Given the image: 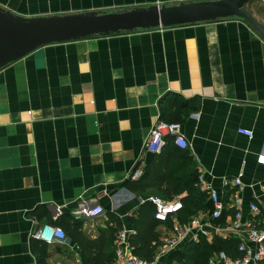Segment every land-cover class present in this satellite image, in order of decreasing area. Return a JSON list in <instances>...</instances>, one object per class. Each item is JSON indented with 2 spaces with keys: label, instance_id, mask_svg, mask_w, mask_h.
Wrapping results in <instances>:
<instances>
[{
  "label": "crops",
  "instance_id": "crops-1",
  "mask_svg": "<svg viewBox=\"0 0 264 264\" xmlns=\"http://www.w3.org/2000/svg\"><path fill=\"white\" fill-rule=\"evenodd\" d=\"M180 1L192 0H0V6L35 16ZM248 7L264 25V0ZM171 94L198 103L181 120L191 170L219 192L222 177L242 171V215H250L251 202L263 210L264 38L246 21L229 17L50 43L0 69V264H38L33 230L63 213L73 216L75 208H103L77 218L95 238L111 224L108 211L129 229L139 203L151 193L165 197L122 183L149 159L145 139L161 117V99ZM168 221L156 227L161 240L172 234ZM43 244L45 264H81L68 233ZM176 249L155 264H181L169 257Z\"/></svg>",
  "mask_w": 264,
  "mask_h": 264
},
{
  "label": "trees",
  "instance_id": "trees-1",
  "mask_svg": "<svg viewBox=\"0 0 264 264\" xmlns=\"http://www.w3.org/2000/svg\"><path fill=\"white\" fill-rule=\"evenodd\" d=\"M178 98L180 99L179 95L171 94L166 102L164 98L161 99L162 119L181 122L192 109L198 107L195 100L182 98L179 100ZM149 156L142 166L141 174L133 178L131 173L122 183L123 187L139 192L155 188L165 196L163 199H172L174 195H180L183 206L177 216L182 223L200 211L212 210L213 206L206 192L197 183V170H191V156L188 150L176 145L173 138L167 136L162 151ZM226 196L225 192V199ZM154 211L155 207L152 202L145 199L138 204L135 212L128 216L132 229L128 235L129 244L134 253L147 261L153 259L157 247L162 243L160 233L156 230L161 221L155 218ZM229 212L233 214L234 208ZM107 215L111 224L101 228L95 238L85 235L80 229L79 219L69 214L63 213L55 220H50V223L62 227L64 232L68 233L78 244L81 251V264H108L114 259L116 235L123 226L117 214L108 211ZM238 244V238H223L215 235L211 242L204 238L197 242L186 241L180 248L172 251L169 257L176 258L181 264H208L209 258L219 250H224L233 257L240 256L242 252L238 251ZM31 245L37 255L38 264H45L46 245L33 236Z\"/></svg>",
  "mask_w": 264,
  "mask_h": 264
},
{
  "label": "built area",
  "instance_id": "built-area-1",
  "mask_svg": "<svg viewBox=\"0 0 264 264\" xmlns=\"http://www.w3.org/2000/svg\"><path fill=\"white\" fill-rule=\"evenodd\" d=\"M239 132L252 136V131L246 128H238ZM167 136L173 138V142L184 148L188 142L181 132V122L166 121L161 117L152 124L148 136L145 139L144 149L147 153H160L166 144ZM142 172V166L132 172V177H138ZM242 171L236 175L221 178L222 190L219 192L211 184L204 180L202 173L197 175V183L204 190L212 203L211 211H200L182 223L177 214L183 203L180 198L163 199L159 196L150 195V200L155 207L154 216L161 223L172 219V234L165 236L159 245L160 250L151 261L140 258L133 252L129 244L128 235L131 228H123L117 232L114 259L108 264H155L156 259L172 249H176L186 241L197 242L201 238L213 239L214 236L223 238H238V251L242 254L237 257L229 255L224 250L215 252L208 260V264H264V209L261 210L255 202L249 204L250 215L244 217L240 210V199L238 191L242 188ZM226 192V199L224 193ZM234 208L233 214L229 212ZM103 212L101 206L79 207L72 210L75 218L83 216L98 215ZM60 213V211L58 212ZM32 236L50 243L54 240H61L65 232L59 225L44 223L36 227ZM52 264H62L55 261Z\"/></svg>",
  "mask_w": 264,
  "mask_h": 264
},
{
  "label": "water",
  "instance_id": "water-1",
  "mask_svg": "<svg viewBox=\"0 0 264 264\" xmlns=\"http://www.w3.org/2000/svg\"><path fill=\"white\" fill-rule=\"evenodd\" d=\"M252 0H192L123 9L27 16L0 6V69L46 44L229 17L246 21L264 38Z\"/></svg>",
  "mask_w": 264,
  "mask_h": 264
},
{
  "label": "rangeland",
  "instance_id": "rangeland-1",
  "mask_svg": "<svg viewBox=\"0 0 264 264\" xmlns=\"http://www.w3.org/2000/svg\"><path fill=\"white\" fill-rule=\"evenodd\" d=\"M152 195H155V196H160L159 194H157V193H151Z\"/></svg>",
  "mask_w": 264,
  "mask_h": 264
}]
</instances>
